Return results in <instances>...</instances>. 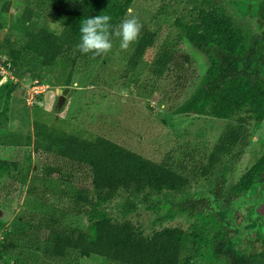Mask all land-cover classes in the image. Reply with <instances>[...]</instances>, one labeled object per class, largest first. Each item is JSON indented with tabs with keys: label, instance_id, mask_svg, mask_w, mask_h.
Wrapping results in <instances>:
<instances>
[{
	"label": "trees",
	"instance_id": "obj_1",
	"mask_svg": "<svg viewBox=\"0 0 264 264\" xmlns=\"http://www.w3.org/2000/svg\"><path fill=\"white\" fill-rule=\"evenodd\" d=\"M69 1L74 3L71 9L58 3L51 5V17L62 22L58 33L34 22L31 13L18 16L15 20L18 47L10 48L7 54L0 53V64L33 79L42 78L45 68H59L60 74L66 75L63 83L66 87L72 85L78 65L102 59L104 55L93 58L91 53L82 54L76 48L81 23L106 14L112 17L115 28L127 16L133 0ZM189 1L197 13L191 21L177 17L175 24L205 54L210 66L176 112L228 121L206 163L196 147L185 148L183 153H176L178 149L174 147L157 161L105 136L90 140L36 120L27 144L46 166L37 174L38 182L30 191L65 199L68 212L86 217L88 226L63 224L59 208L50 214L28 213L23 217L26 227L21 232L34 231L39 237L28 241V246L44 245L43 252L57 261L77 252L85 257L102 256L110 264H182L185 234L182 228L162 227L146 235L131 219L119 220L107 212L106 204L124 193L125 217L144 204L157 212L159 222L178 215L200 222L207 229L199 235L203 244L201 264H264V252H259L262 246L257 244L259 235L255 233L252 241L242 240L249 250L238 251L235 243L240 242L232 239L233 229L223 211L213 207L210 198L201 192H183L221 163L223 171L208 189L214 198L234 201L253 185L264 183L263 154L233 190L225 188L226 174L241 154L235 149L245 147L251 138L248 125L252 121L260 124L264 119V0L248 4L245 0H234L236 10L244 16L256 11V23L262 28L258 36L229 13L224 0ZM155 43V31L143 26L124 75L132 74L139 78L137 82L141 80L140 64ZM191 63L188 54L164 45L149 72L159 80H172L183 98L193 81ZM12 92L10 86L0 110V129L5 127ZM13 166H17L15 160L0 159V182L9 176L8 185L15 190L21 183L9 173ZM21 220L22 216L15 220V226L11 224L14 229ZM14 246L10 239L3 242L0 251L3 264H12L3 253Z\"/></svg>",
	"mask_w": 264,
	"mask_h": 264
},
{
	"label": "rangeland",
	"instance_id": "obj_2",
	"mask_svg": "<svg viewBox=\"0 0 264 264\" xmlns=\"http://www.w3.org/2000/svg\"><path fill=\"white\" fill-rule=\"evenodd\" d=\"M256 1L245 0L244 3ZM222 2L239 22H244L255 35L260 34L262 28L258 25L259 22L256 23V11L244 16L236 10L234 0ZM53 3L68 9L74 4L69 0H0V53L7 54L10 48L18 47V34L15 32V20L18 16L31 13L34 22L58 33L62 22L51 17ZM192 5L194 4L189 0H133L127 16L137 17L144 27L156 33L155 46L148 50L140 64V73H143L140 82L132 74L124 75L138 39L127 50L120 48L118 38L114 39L112 50L102 59L83 63L75 68L73 83L70 85L74 91L68 95L66 105L58 113L54 111L58 98L57 88L65 87L63 83L66 76L60 74L59 68H45L42 78L33 79L25 73L0 65V110L10 86L13 91L5 127L0 129V159H13L17 162V166L11 167L9 173L17 176L18 183H21L14 190L8 185L9 176H5L0 182V251L3 242L8 239L15 245L4 250L5 259L12 264H110L102 256L85 257L77 252L57 261L43 252L44 245L26 244L39 239L34 231L21 232L26 227L23 217L28 213L50 214L59 208L58 215L63 224L79 228L88 226L86 217L68 212V202L65 199L53 194L40 196L41 192L30 191L38 182L37 174H41L46 166L43 159L37 157L33 147L27 144V137L33 135V123L36 120L90 140L105 136L157 161L174 147L178 149L176 153H183L185 148L196 147L198 152H202L203 163H206L207 155L228 121L195 113L176 112L210 66L205 54L194 47L175 24L177 17L184 21L192 20L197 13ZM164 45L191 57L193 81L183 98L176 91L172 80H159L149 72L156 54ZM5 57L1 59L4 60ZM37 84L40 87L35 89L41 92L35 94L34 99H29V94L33 93V87ZM248 128L251 138L245 147L235 149V152L240 151L241 154L226 174L227 191L233 190L241 176L264 154V119L260 124L250 122ZM222 165L219 164L207 177L192 182L183 192H201L210 198L213 207L222 210L224 217L230 222L233 229L231 237L240 242L235 243L236 249L246 252L249 246L242 243V240L252 241L258 229L257 222L251 223L250 214L260 201L261 183L253 185L245 195L234 201L214 198L208 189L210 183L222 173ZM124 197L125 194L120 193L106 204L107 212L112 217L119 220L131 219L146 235H151L162 227L182 228L185 232L182 264L202 263L203 244L199 235L207 229L200 222L185 215L159 222L156 220L157 212L144 204H140L137 210L125 217L122 215ZM21 216L22 220L16 225L18 228L14 229L15 220ZM0 264H3L1 259Z\"/></svg>",
	"mask_w": 264,
	"mask_h": 264
},
{
	"label": "clouds",
	"instance_id": "obj_3",
	"mask_svg": "<svg viewBox=\"0 0 264 264\" xmlns=\"http://www.w3.org/2000/svg\"><path fill=\"white\" fill-rule=\"evenodd\" d=\"M112 17L100 14L85 19L80 26V39L76 48L82 54L95 58L107 55L113 48L114 39H119L120 48L127 50L141 35L142 23L135 16H126L115 28Z\"/></svg>",
	"mask_w": 264,
	"mask_h": 264
},
{
	"label": "flooded vegetation",
	"instance_id": "obj_4",
	"mask_svg": "<svg viewBox=\"0 0 264 264\" xmlns=\"http://www.w3.org/2000/svg\"><path fill=\"white\" fill-rule=\"evenodd\" d=\"M263 188H264V183H261V198L260 201L255 205L254 211L250 214L251 218L250 221L251 223L257 222V231L256 235H259V239L257 244H260L262 246V250L259 252H264V193H263ZM257 208L259 210L256 212ZM262 235V236H261Z\"/></svg>",
	"mask_w": 264,
	"mask_h": 264
},
{
	"label": "water",
	"instance_id": "obj_5",
	"mask_svg": "<svg viewBox=\"0 0 264 264\" xmlns=\"http://www.w3.org/2000/svg\"><path fill=\"white\" fill-rule=\"evenodd\" d=\"M74 91V89L70 86H66V87H58L57 88V101L54 105V111L55 112H60L63 110L64 106L67 103V99H68V95L70 93H72ZM263 193H264V188H263ZM259 210V208H257L256 212ZM264 230V229H263ZM264 234V233H263ZM262 236V235H261Z\"/></svg>",
	"mask_w": 264,
	"mask_h": 264
},
{
	"label": "built area",
	"instance_id": "obj_6",
	"mask_svg": "<svg viewBox=\"0 0 264 264\" xmlns=\"http://www.w3.org/2000/svg\"><path fill=\"white\" fill-rule=\"evenodd\" d=\"M1 65V64H0ZM40 87V85L39 84H37V85H35L34 87H33V93H31V95L29 94V99L31 98V99H34V96H35V94H37V93H39V92H41L40 90H38V89H35V88H39Z\"/></svg>",
	"mask_w": 264,
	"mask_h": 264
}]
</instances>
